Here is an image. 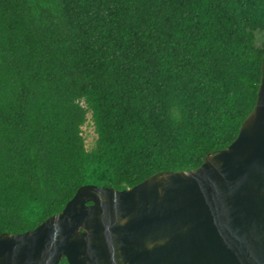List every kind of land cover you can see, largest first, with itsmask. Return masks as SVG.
I'll use <instances>...</instances> for the list:
<instances>
[{
    "label": "trees",
    "instance_id": "trees-1",
    "mask_svg": "<svg viewBox=\"0 0 264 264\" xmlns=\"http://www.w3.org/2000/svg\"><path fill=\"white\" fill-rule=\"evenodd\" d=\"M263 62L264 0H0V236L81 186L197 169L238 136Z\"/></svg>",
    "mask_w": 264,
    "mask_h": 264
},
{
    "label": "water",
    "instance_id": "water-1",
    "mask_svg": "<svg viewBox=\"0 0 264 264\" xmlns=\"http://www.w3.org/2000/svg\"><path fill=\"white\" fill-rule=\"evenodd\" d=\"M264 264V62L236 139L189 172L123 190L81 186L33 230L0 236V264Z\"/></svg>",
    "mask_w": 264,
    "mask_h": 264
},
{
    "label": "rangeland",
    "instance_id": "rangeland-1",
    "mask_svg": "<svg viewBox=\"0 0 264 264\" xmlns=\"http://www.w3.org/2000/svg\"><path fill=\"white\" fill-rule=\"evenodd\" d=\"M263 37L262 33L257 34V43L259 44ZM83 137L85 139V145L88 150H91L95 146L97 135L95 133V127L91 118V114L87 115V122L82 127Z\"/></svg>",
    "mask_w": 264,
    "mask_h": 264
},
{
    "label": "flooded vegetation",
    "instance_id": "flooded-vegetation-1",
    "mask_svg": "<svg viewBox=\"0 0 264 264\" xmlns=\"http://www.w3.org/2000/svg\"><path fill=\"white\" fill-rule=\"evenodd\" d=\"M63 259H64V258H63ZM63 259H62V260H63ZM62 260H61V261H62ZM61 261H60V263H61ZM67 261H68V260H67ZM60 263H59V264H60ZM68 264H69V263H68Z\"/></svg>",
    "mask_w": 264,
    "mask_h": 264
}]
</instances>
